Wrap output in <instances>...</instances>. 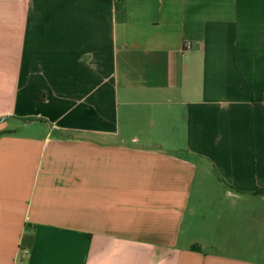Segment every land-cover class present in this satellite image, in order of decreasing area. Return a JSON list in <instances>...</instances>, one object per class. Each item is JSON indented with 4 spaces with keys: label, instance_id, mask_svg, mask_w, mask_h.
I'll list each match as a JSON object with an SVG mask.
<instances>
[{
    "label": "crops",
    "instance_id": "obj_1",
    "mask_svg": "<svg viewBox=\"0 0 264 264\" xmlns=\"http://www.w3.org/2000/svg\"><path fill=\"white\" fill-rule=\"evenodd\" d=\"M261 191L264 0H0V264H264Z\"/></svg>",
    "mask_w": 264,
    "mask_h": 264
},
{
    "label": "rangeland",
    "instance_id": "obj_2",
    "mask_svg": "<svg viewBox=\"0 0 264 264\" xmlns=\"http://www.w3.org/2000/svg\"><path fill=\"white\" fill-rule=\"evenodd\" d=\"M34 131V130H33ZM35 132V131H34ZM24 134H27V132H24ZM214 214V213H213Z\"/></svg>",
    "mask_w": 264,
    "mask_h": 264
},
{
    "label": "trees",
    "instance_id": "obj_3",
    "mask_svg": "<svg viewBox=\"0 0 264 264\" xmlns=\"http://www.w3.org/2000/svg\"><path fill=\"white\" fill-rule=\"evenodd\" d=\"M262 193H264V191H261Z\"/></svg>",
    "mask_w": 264,
    "mask_h": 264
}]
</instances>
